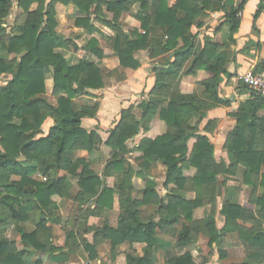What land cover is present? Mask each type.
Segmentation results:
<instances>
[{"label": "trees", "instance_id": "trees-1", "mask_svg": "<svg viewBox=\"0 0 264 264\" xmlns=\"http://www.w3.org/2000/svg\"><path fill=\"white\" fill-rule=\"evenodd\" d=\"M55 3L72 5L74 26L83 28L89 36L95 31L96 23L111 29L112 51L121 69L138 70L140 51L148 52L153 59L171 53L169 60L163 62L166 68L154 71L153 87L136 107L138 116L133 105L122 110L105 142L96 130L87 131L81 126L83 119H95L98 106L74 109L76 98L90 97L91 91L106 86L104 74L95 63L80 61L70 66L57 52L63 38L56 32ZM35 4L36 8L32 9ZM135 4H138L135 18L140 27L128 31L120 25V17ZM18 7L24 14L20 34L6 40L1 24L9 16L12 2L0 0V49L15 59L13 67L8 60L0 58V77L12 75L6 85L0 86V222L27 221L30 209L50 212L55 205L53 197L69 199L71 196L79 208L91 205L88 216L100 217L113 209L114 196H118L116 225L111 226L105 220L101 227L89 226L86 231L92 233L91 242L82 246L89 262L98 258V245L109 242L113 253L120 245L128 244L130 253L125 255V264H156L158 232L175 239L179 247L193 243L197 233L205 235L207 246L212 247L225 233L234 232L249 248L247 259L262 258L264 116L258 113L264 111V98L250 93L232 115L235 124L223 146L228 165L215 161L214 146L206 135L213 132L216 121H208L203 134L198 131L204 113L219 105H228L229 101L218 96L225 65L224 59L216 58L218 45L206 43L198 49L197 33L192 28L200 29V18L208 13L223 11L224 0H18ZM235 15L233 11L226 15L230 35L238 27ZM259 48L263 49L264 45ZM84 50L100 61L106 55L92 36ZM198 71L208 75L199 83L203 90L181 92L179 79L194 77ZM254 71L264 72V65ZM46 73L51 75L53 95L60 94L56 97V106L45 97ZM154 119L164 124L165 131L155 139L142 138L138 147L130 150L128 142L141 131L146 133ZM48 120L51 123L44 134L42 127ZM190 141H193L191 147ZM102 144L110 152L99 177L92 163L75 154L91 153ZM132 152L138 154L136 167L125 158ZM157 164L165 168L163 188L168 191L165 201L146 179L141 190L132 182L136 176L144 179L145 173L149 174ZM237 169H242V183L250 189L248 202L256 211L252 213L235 203L224 202L220 210L224 224L218 229L214 210L218 190L225 183L223 180L218 185V177L234 176ZM60 171L64 175L58 176ZM37 174L46 181L35 179ZM11 176H17L19 181L8 182ZM108 177L114 178L112 187L106 185ZM71 178L76 183L74 195ZM136 191L141 193V198L133 199ZM189 193L194 197H187ZM207 205L211 207L210 214L194 220L193 212ZM147 208L156 210L157 220H144ZM53 224L51 213L42 214L32 231L26 232L18 226L22 248L17 247L15 240L1 237L0 264H27L32 251L49 256L63 255L64 249L72 251L75 246L68 241L75 240V230L68 232L64 245L57 246L52 244L50 236ZM177 224L181 226L179 230H176ZM221 257L225 258V254ZM163 264L196 263L191 252H186L166 256Z\"/></svg>", "mask_w": 264, "mask_h": 264}, {"label": "crops", "instance_id": "crops-1", "mask_svg": "<svg viewBox=\"0 0 264 264\" xmlns=\"http://www.w3.org/2000/svg\"><path fill=\"white\" fill-rule=\"evenodd\" d=\"M225 9L223 11H219L216 13H208L205 17L200 18V22L202 23V27L197 29V38H196V47L201 49L204 47L206 43H213L218 45V55L216 58H222L225 60V65L223 67V73L221 74V82L218 89V96L220 99L229 101L228 105H219L206 113H204L201 118V123L199 126L200 134H203V128L205 127L206 123L211 120L216 121V127L212 133L206 134L209 142L214 146V158L216 162L223 161L225 164L228 165L229 160L227 157L226 151L223 149L224 143L226 141L228 133L232 130L235 119L233 118V114H235L238 110V107L241 102H244L248 95L250 94L244 87L241 89L240 84L234 82V78L237 75L242 74L243 72L247 71L248 69L257 70L264 65V48L260 49L259 47L264 45V2L261 0H224ZM64 10H70L71 12L75 11L72 5H68L64 8ZM138 11V4H135L129 11L122 13V15H126L127 20L124 22H130V27L133 29H139L140 23L135 18V15ZM231 11L235 12V21L238 22V27L232 35L229 34L228 30L230 24L226 21V15L229 14ZM70 15V14H69ZM56 22L58 23V19ZM58 27V26H57ZM56 32L60 35V31ZM123 27V26H122ZM124 28V27H123ZM200 30H207L206 33L199 34ZM72 31H74L77 40L74 41L75 44L73 46L75 57L77 56L76 62L72 63L69 62L67 57L63 55L65 60L70 66L77 65L80 61L93 63L94 60L84 58L80 56V54L85 51L84 47L88 43L90 39L86 37L83 28L81 27H72ZM212 31L215 37L212 34ZM211 32V33H210ZM99 31L95 29L93 32V36L97 42L99 49L105 51L106 48L101 47V40L97 36ZM97 34V35H96ZM100 34V33H99ZM87 38V39H86ZM110 38V36H109ZM66 38H63L65 40ZM110 42L112 40L110 39ZM64 44H68L64 43ZM59 45L58 49L61 47H67L66 45L61 46ZM112 48V47H111ZM145 54V56H137L138 60L140 61V68L138 70H131V69H121L119 68L118 59L115 56H110L107 59H102L100 62L105 63L106 61H114L115 66L118 67V71L123 73V79L117 80L116 82H112L110 86H106L101 90L91 91L92 95L98 94L101 96L99 99H91L93 102L92 104H87L86 106H98L97 114L95 119H83L81 121V126L87 130L92 131L96 130L97 135L99 136L102 142H105L109 136V131L114 128L116 123L119 120V114L122 110L129 108L131 104L134 103V100L141 98H146L149 91L153 87L155 76L153 74V69L156 67H160L158 63L164 62L169 60L171 57V53H168L164 56L158 58H151L148 53L145 51H140ZM91 54V53H90ZM92 55V54H91ZM95 57V56H94ZM96 58V57H95ZM97 62V59H96ZM95 63V62H94ZM155 64V65H154ZM165 64V63H164ZM189 64V63H188ZM188 66V65H187ZM162 68H166L163 66ZM104 69V68H103ZM107 73V72H106ZM208 75L203 71H198L196 76H185L182 78L180 82V89L183 93H191L196 91L195 87L197 86L200 93L203 88L199 84L201 81L205 80ZM83 99H88L89 97H81ZM76 101V100H75ZM74 101V103H76ZM52 106H56V101L54 103L48 101ZM140 103V102H139ZM259 116H264V111H260L258 113ZM199 118V117H198ZM50 121H46L45 127L43 126L44 134L47 132ZM46 130V131H45ZM165 131V126L163 123L154 119L150 125L148 131L142 136L141 131L136 137L128 142L131 144L132 141L134 143L136 141L139 142L142 137L155 139L158 135L162 134ZM193 141L189 142V147H191ZM138 144H135L134 148H137ZM110 149L105 145H99L97 149H95L91 153L86 152H79V157L86 158L90 163H93L99 157H101V169L99 172L93 170L97 173L99 177L102 176L104 169L106 167L107 160L109 158ZM137 156L138 154L135 153ZM135 156V157H136ZM129 161V160H128ZM132 163V161H129ZM135 162V158L134 161ZM132 163V164H133ZM154 170L157 171V176H154L152 173H145V179L148 181V185L152 187H156L159 196L166 200L165 197L168 194V191L163 188L164 182V175H165V168L157 164L155 167L151 169L153 172ZM64 175L63 172H58V176ZM218 178V185H222L223 180H219ZM114 184V178L108 177L106 179V185L108 187H112ZM76 186V183H75ZM144 186V183H143ZM133 199L141 198V193L137 192L132 196ZM189 197V196H187ZM194 197L192 194L190 198ZM77 210L80 209L79 206L76 204ZM108 216L109 221L111 222V226H115L113 223L117 222L119 216V202L118 196H114V204L113 209L106 213ZM220 214V210H219ZM221 215V214H220ZM222 216V215H221ZM205 217V207H201L193 212V219L194 220H202ZM71 219V218H70ZM76 219L70 220L69 227L71 224L74 226L76 223ZM98 218L90 219V222L87 224L88 226H95L98 222ZM157 220V219H156ZM223 227V226H222ZM221 229V227H217ZM75 229V228H74ZM73 230V229H71ZM70 230V231H71ZM9 240L7 236H5ZM158 240V249H156L155 257L158 254H163L162 252L167 251V248L174 247L176 245L175 239L168 237L162 233L157 234ZM91 242V240H89ZM200 243L197 244V250L202 248ZM128 245L122 244V247H127ZM191 245L186 244L181 247V253L184 254L186 252L192 251ZM110 251V243L109 242H102L97 247V254L100 257L102 254V250L106 249L105 251ZM129 247V246H128ZM118 249V248H117ZM116 249V250H117ZM122 251V250H121ZM63 255L57 254V256L49 257V258H42V259H35L33 264L37 261H40V264H95L93 262H89L87 257L85 258L86 254L83 252V249L77 248L76 251H68V249H64ZM60 256V257H59ZM96 262L99 261L97 258ZM156 264H159L155 262ZM163 264V263H162Z\"/></svg>", "mask_w": 264, "mask_h": 264}, {"label": "rangeland", "instance_id": "rangeland-1", "mask_svg": "<svg viewBox=\"0 0 264 264\" xmlns=\"http://www.w3.org/2000/svg\"><path fill=\"white\" fill-rule=\"evenodd\" d=\"M11 2H12V8H11L10 14L5 20V22L1 24L2 27L5 29V33L3 36H4V39L6 40L10 36H16L20 34L19 28L24 20V14L20 11L18 7V0H11ZM54 7H55V15H56L55 18H57L59 21L57 23V26H58L57 31H60L59 33L62 38H66L65 40L61 41L60 44H62L61 46L63 45L67 46V47H61L60 49H57V52L66 56L69 62L75 63L77 56L75 57V54H74L75 47L73 46V44H75L74 41L77 40V38H79V37H76L74 31H72V27H74L75 11L71 12L70 10V13H69V10L67 11L64 10L66 6H63L60 3H55ZM35 8H36V4L33 5L32 9H35ZM108 16L110 17L111 15H108ZM125 16L126 15H121L120 21H119L120 25L123 26L124 29L128 31L136 30L135 29L136 27H134L133 29L130 27L129 25L130 22H124V20H127V17L125 19ZM95 28L100 33L96 35L101 40V47L104 49L106 48V50L104 51L106 55L103 59H107L110 56H115L111 48L113 45V41H114V35L111 29L99 23L95 24ZM192 32L193 33L196 32V29L192 28ZM206 32L207 30H200L199 34L206 33ZM212 34L214 35L213 31H212ZM216 35L217 34L215 33L214 37ZM91 36H93V34ZM86 37L89 38L87 34H86ZM110 39L112 40V42H110ZM67 42L68 44H64ZM145 54L143 52H139L138 56H145ZM80 56H83L85 59L88 58V59L94 60L95 64H98V66L100 67L101 71L104 74L103 77H104V83L106 86H110L113 81L116 82L123 76V73L116 71L118 67L115 66L114 61H106L105 63H101L99 59L95 58L87 50L83 51L80 54ZM0 58H5L6 61L8 60V62L12 63L14 67L15 65L14 57L7 56L4 53V51L1 49H0ZM96 59H97V62H96ZM158 64L160 65V67L158 66L155 69H153L152 71L153 74L155 70L163 69L162 67L164 66L163 65L164 63L160 62ZM11 78H12L11 74L2 75L0 77V86L6 85L8 80H10ZM46 78H47L46 80L47 94L45 97L47 101L54 103L56 101V97H58L60 94H58L57 96L53 95L51 75L49 73H46ZM182 78L183 77L179 79L180 82ZM195 88H196L195 89L196 91H199L197 86ZM239 88L244 89L242 86ZM92 97H94L96 100L101 98V96H99L98 94L92 95L88 99H83L81 97L76 98L75 99L76 101L74 100L76 102L74 103V109L79 110L82 107H88L86 105L89 103L92 104L93 102L91 100L93 99ZM140 101H141V98L134 100V103L131 104L135 106L134 113L137 116L139 112L136 109V107L138 106ZM89 107H93V106H89ZM160 107H164V105ZM42 132H43V127H42ZM144 134L145 132H141L142 136ZM135 144H139V142L136 141L134 143V141H132L131 144H128L129 149L133 150ZM135 153L136 152H132L126 155L125 158L129 161H132L133 163L134 158H136ZM78 154L79 152H77L75 156L79 157ZM101 160H102L101 157H99L93 163V168L97 172H99L101 169V162H102ZM132 166L136 167L137 164L133 163ZM150 173H152L154 176H157L156 170H154L153 172L150 171ZM186 174H188V171L186 172ZM34 178L40 182L46 181L45 178H43L42 176L38 174L34 176ZM218 178H220L219 180H225V183L218 190L219 196L217 197L216 208L214 210L215 221H216L217 227L222 228L224 224V218L223 216L219 214V210L223 208L224 202L235 203L237 205H240L250 210L252 213L256 211V208L248 202L250 189L247 186L243 185L242 183V169L235 170L234 176L224 177L223 175H220ZM18 181H19V178L17 176H11L8 179V182H18ZM70 181L72 183V195H74L76 192L75 180L71 178ZM132 182L135 188L141 190L143 188V183H145V178L142 179L136 176V177H133ZM191 195L192 194L189 193L187 196L191 197ZM52 200L55 205H54V208H52V210L50 209V212L45 211L44 213H41L40 210H38L37 208H33L28 211L27 221L15 222L14 220L6 219L5 222H0V238L3 236H7L10 239H14L16 241L17 247L22 248L23 246L20 243L19 235L17 234V227L18 226L21 227L22 230H25L26 232L32 231L35 227V222L40 219L42 214L48 215L52 213V221L54 222V224L52 225V230H50V234H51L50 236L52 237V244L57 245V246L64 245L66 243V238H68L67 236L68 232L71 229H73L76 232L75 240H69L68 242L72 244L73 246H75L72 251H76L77 248H80V247L82 248L85 242H88L89 240L92 239V233L89 231L88 233H86V231L89 230V226L87 224L90 222V219H94V218L99 219L98 222L95 224V226H92L93 228L101 227L105 220H107L111 224L106 213H103L100 217L88 216V208H90L91 205H84L80 207V209L77 210L76 204L73 202L74 199L72 196L69 199H61L59 197H53ZM204 207H205V215H209L211 212V207L208 205ZM2 212H5V214L8 217V213L6 212L5 209H2ZM145 214L146 215L143 216L144 220L150 221V220H156L158 218L156 214V210L154 208H147ZM74 218L76 219L75 220L76 223L74 224V226L71 224V226L69 227V224L71 223L70 220H73ZM113 224L116 225V222H114ZM247 226H249V224ZM175 227H176V230H179L181 226L180 224H177ZM158 233H161V232H158ZM203 233H205L204 230H203ZM197 234H195L196 236H194L195 241L189 244L191 245V247L188 246L189 248H192V251L190 252L196 264H229V263L264 264V256L258 259V261H253V259L246 258L247 254L249 253V248L238 238L237 234L234 232L225 233L222 237L219 238L218 243L213 244L212 247L207 246V238L205 237V235L201 233L200 234L197 233ZM198 242H202V244L200 243L202 248L197 250L196 246ZM166 249L167 251L162 252L163 254H158L157 257H155V254H154V262L162 264L164 263L166 256L182 255L180 254L181 247L177 245H175L174 247H170V248L166 247ZM105 250L106 249L102 250V254H100V257L98 255L99 261L98 262L94 261L93 263L95 264H125V255L127 253H130V248L128 246L124 248L122 247V245H120L114 253L111 252V250L109 251V247H108V251H105ZM137 253L140 254L141 252L139 251ZM223 254H225V258L221 257V255ZM54 256H57V254ZM45 257L49 258L53 256H49L46 253H39V252L32 251L27 257V264H33V261L36 258L40 260ZM86 257L87 255L85 256V258Z\"/></svg>", "mask_w": 264, "mask_h": 264}, {"label": "built area", "instance_id": "built-area-1", "mask_svg": "<svg viewBox=\"0 0 264 264\" xmlns=\"http://www.w3.org/2000/svg\"><path fill=\"white\" fill-rule=\"evenodd\" d=\"M264 2V0H261ZM234 82L242 85L249 93L264 98V72L248 69L234 78Z\"/></svg>", "mask_w": 264, "mask_h": 264}]
</instances>
